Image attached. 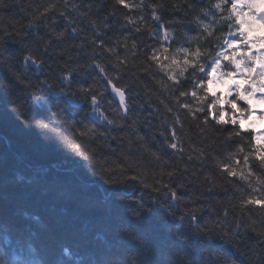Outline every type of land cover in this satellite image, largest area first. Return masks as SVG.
Instances as JSON below:
<instances>
[{
    "label": "trees",
    "instance_id": "1",
    "mask_svg": "<svg viewBox=\"0 0 264 264\" xmlns=\"http://www.w3.org/2000/svg\"><path fill=\"white\" fill-rule=\"evenodd\" d=\"M242 16L0 0V264H264V143L231 118L264 81L229 47ZM222 51L247 82L225 107L208 88Z\"/></svg>",
    "mask_w": 264,
    "mask_h": 264
},
{
    "label": "rangeland",
    "instance_id": "2",
    "mask_svg": "<svg viewBox=\"0 0 264 264\" xmlns=\"http://www.w3.org/2000/svg\"><path fill=\"white\" fill-rule=\"evenodd\" d=\"M235 5L241 6L243 4H251L254 7L264 5V0H233ZM264 34V21H259L253 24L249 32L246 36L249 54H253V45L256 42L263 41ZM231 47L235 49L238 47L237 43H233ZM260 50V51H259ZM258 50V53L264 54L261 52V48ZM237 52V51H236ZM223 57V53L216 60L213 68L212 74L209 82V90L212 94L219 97V101L221 105L224 107L229 103V98L234 94L236 90L243 89L245 85V80L240 76H229L222 73L221 69V59ZM259 68H256L259 71ZM250 106L251 112L248 117L240 116L238 118H234V120L239 121L241 127L243 129H251L254 131L255 141L258 144L264 142V87L256 88L253 92L252 97L250 98ZM227 118L226 113L223 112L222 119L225 120Z\"/></svg>",
    "mask_w": 264,
    "mask_h": 264
},
{
    "label": "water",
    "instance_id": "3",
    "mask_svg": "<svg viewBox=\"0 0 264 264\" xmlns=\"http://www.w3.org/2000/svg\"><path fill=\"white\" fill-rule=\"evenodd\" d=\"M112 89H113V94H114V98L115 100L120 104V107L123 111H126V106H125V103H126V95L125 93L116 88L115 86H112Z\"/></svg>",
    "mask_w": 264,
    "mask_h": 264
}]
</instances>
